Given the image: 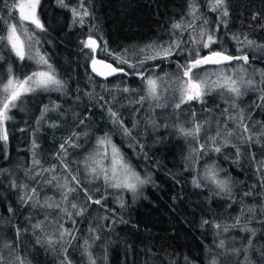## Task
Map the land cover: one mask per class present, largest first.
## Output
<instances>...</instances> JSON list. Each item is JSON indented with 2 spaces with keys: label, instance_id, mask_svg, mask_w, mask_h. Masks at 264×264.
I'll list each match as a JSON object with an SVG mask.
<instances>
[{
  "label": "trees",
  "instance_id": "trees-1",
  "mask_svg": "<svg viewBox=\"0 0 264 264\" xmlns=\"http://www.w3.org/2000/svg\"><path fill=\"white\" fill-rule=\"evenodd\" d=\"M17 2L12 0L11 11V0H0V35L5 34L9 23L16 22ZM212 3L214 0H39L43 30L31 29L37 33L32 42L64 87L60 91L37 89L28 93L22 100L28 101L24 113L14 111L12 122L4 127L7 140L0 139L3 264H21V260L23 264H264V99L256 96V103L250 105L255 107L250 108L254 113L248 120L255 121L251 133L241 130L238 135L244 151L241 160L236 161L233 155L228 159L210 156V161L225 169L224 176L232 184L229 195L200 178L206 153L220 146L232 149L222 142L225 133L220 132L219 146L211 143L210 132V142L202 131L198 138L183 135L180 129H193L194 119L182 117L189 124L183 121L177 128L176 115L161 118V110L147 106L151 103L147 80L141 78L156 79L163 69L177 70L174 66L160 70L157 65L163 61L159 59L139 63L146 54L141 49L171 44L177 36L180 45L174 47L172 58L185 65L192 57L189 48L184 50L189 43L184 42H190L197 32L200 40L201 31L216 39L207 48L199 43L202 56L217 50L233 56L247 55V67L264 66V0H225L228 15L219 11L213 13V19L209 11ZM74 9L80 15L74 16ZM85 9L87 16H83ZM194 16L199 20L193 24ZM187 23L193 27L182 31ZM174 24L182 27L174 29ZM89 39L96 41L99 59L123 70L115 78L101 80L92 74L90 61L95 52L85 47ZM117 55L124 56L128 63L117 64ZM35 57L20 60L4 41L0 42V69L10 67L12 58L9 75L14 80L48 70V65ZM261 86L264 91V84ZM123 88L129 91L123 92ZM141 96L148 97L142 104L137 102ZM254 99L251 97L250 102ZM198 108L188 109L192 112ZM201 115L196 116L197 122ZM117 118L119 122L114 123ZM124 128L131 134L125 135ZM105 137L148 182L138 184L133 192L112 186L102 190L104 187L97 183L83 181L79 191L96 187L95 197L100 203H90L93 199L88 200L85 192L76 193L74 199L86 207L82 215H77L67 194L73 219L65 220L64 227L74 229L72 223L76 221L77 228L71 238L49 246L48 240H39L34 227L45 221L44 208L36 207L44 194L40 190L36 193L37 189L50 180L51 173L61 171L65 155H70L68 163L74 160L78 168L80 163L89 162L91 158L85 157L96 151L98 141ZM85 170L80 173L87 178ZM50 187L46 193L56 196ZM47 215L49 224L56 215L52 210ZM250 236L252 242L243 243V238ZM224 238L236 240H228L224 248L237 251V255L222 253Z\"/></svg>",
  "mask_w": 264,
  "mask_h": 264
},
{
  "label": "rangeland",
  "instance_id": "rangeland-1",
  "mask_svg": "<svg viewBox=\"0 0 264 264\" xmlns=\"http://www.w3.org/2000/svg\"><path fill=\"white\" fill-rule=\"evenodd\" d=\"M21 2L22 0H18V2L15 3V5ZM23 2L28 3L29 0H23ZM38 5L35 8V16L39 19ZM10 9L12 11V0L10 3ZM16 11H17L16 12V22L14 24L17 26V34L19 35L20 40L24 44L25 56H30L31 58L32 56H36L35 58L39 59L40 56L42 55L40 54V52H38L35 49L34 43L32 42V40L37 35V33L36 31L31 30V29L35 28V30L37 31H41V29L37 28L36 25L33 24L30 20H21L19 8H16ZM25 11L28 12L29 9H25ZM209 11L211 13L212 19L214 18L213 13L219 12V11H211V10ZM195 20H199V18L197 16H194L193 24L195 23ZM9 25H12V23L8 24L7 30L4 35H7ZM181 27L182 25L180 24V28ZM192 27H193L192 25H189L187 23L181 30L187 31V29H191ZM24 30H27V35L25 34ZM198 36L199 35L197 32L196 35L192 36L190 42L188 40H185L184 42V45H187L189 43L188 47H185L184 50H187L189 48L190 57L195 56L196 50L199 48V43H197V41H199ZM177 38L178 37L175 36V39L173 40V43L171 44L155 45L154 47L159 46V47L166 48L169 45L176 43ZM4 43L6 47L10 49V51L12 52L11 45H9L6 40H4ZM181 46L183 47V45ZM144 50L146 54L149 53L148 48H144ZM94 52H95L94 58H98L96 46H95ZM200 56L203 57L202 54H200ZM157 59L163 61V63H159L160 65H157L160 70L162 69V67L167 68L169 66H174V68L175 69L177 68V70L163 69L164 70L163 73L155 75L156 79H153V80H155L157 83V95L159 96V99L155 100V99L149 98L148 100L151 103H148L147 106L151 110H161V118L172 119L176 115L175 120L177 122V128L179 124L182 123L183 121H186L187 126H188L189 122L186 119L188 118H190V120L194 119L195 124L202 125L200 132L202 131L204 133V137H207V138H204L207 142H210L208 140L209 132L211 134V137H216V143L214 144L215 146H219L217 142L218 140L220 141V136H216L217 130L219 129L221 133L223 132L225 133L223 135L225 137L222 140V142L227 140L228 141L227 144L230 145V147L232 146V149H226L227 146L225 148L220 146L221 150L219 152H216L213 150L209 153H206L205 156L203 157L205 158L206 163L202 165L200 178L201 180L209 181L213 183L208 178L209 170H211L212 172L216 174L217 179L228 181V188L230 189V193H231L232 184L228 180V178L224 176V173H223L225 171L224 167L219 166L215 161H210V156L212 155L214 157H217L218 155H222L224 158L228 159L229 156L233 155L232 158L235 159L236 161L239 162L241 160V157L244 155V151L242 150V144L240 143L241 138L238 135H240L241 130L245 133L250 134L251 133L250 131L254 126V122H255L254 120L248 121L251 117V114L254 113V111L250 112V108L251 109L255 108L254 106H250V105L251 104L254 105L256 103V96L261 99V96L264 95V91L261 86V84H264V66L257 64V67L255 66L247 67L246 65H244V61L242 60H236V62H234L235 65L232 64L233 61L235 60L231 62H225L220 65H217V64L201 65L199 68L193 69L192 72L199 73L200 79L205 82L203 85V89L207 94L203 95L200 100L188 101L186 103L181 104L180 107L177 108L175 107V105L177 102H179L180 95H181V87L183 85V82L188 79V77H183V68L180 67V66H183V64L181 63L178 64L177 59L174 60L172 58V55L168 56L167 58H157ZM8 64L10 65V67H5V68L3 67L0 69V81H2L3 83H7V80L10 78L12 79V75H9V72H10L9 69L11 68L12 70V58H10V62H8ZM240 67L244 69L243 72L240 71ZM202 68H206V69H202ZM223 69L228 70L227 72H224L223 75H231L233 79L237 81V86H239L241 89V93H242L241 96L236 97L233 94L226 92L223 88L218 86L219 83H223V79H222ZM40 71H44V70H40ZM6 75H8V77ZM241 77H243V79H241ZM249 79L253 81V84L251 86L247 85V81ZM146 90L148 91V84L146 85ZM251 92L253 93V95L251 94ZM28 93L30 92L22 94L20 98L17 101H15V103L17 104V107L11 108L10 111L8 112V116L10 118L5 120L3 122V125L0 126L1 134H3L5 131L4 127L9 122H12V116H13L14 111H19V112L24 113L25 102L28 103V101L24 99L22 103V100L26 95H28ZM251 97H253V99L255 97V99L252 102H250ZM2 99H3L2 86H0V100ZM189 104H191L192 106ZM197 105L199 106V108L196 110H193L192 112L188 109V108H191V109L195 108ZM201 113L202 115L200 117V120L197 122L196 116ZM241 116L243 117L242 121H240ZM182 117H185L186 119L184 120ZM229 117H234L235 119H230ZM238 123H241L242 125H247L248 131H244V128L242 126H238ZM258 125H261V123L258 122ZM262 127L263 125H261L260 129H262ZM236 129H239V130L237 131ZM229 133H231V135H229ZM233 140H236L234 144H232ZM111 144L114 145L112 142ZM190 145H191V142H190ZM201 145H204V144H201ZM115 148L118 149L116 146ZM237 149H239V154H237ZM118 150H119V155L123 157L122 151L120 149ZM69 156L70 155H65L62 158V159H65V162H63L60 166L61 171L60 172L56 171V173L55 172L51 173L50 180L44 182L41 185V188L37 189V192H36V193H39V190H40V193L44 194L42 199L40 198V202L36 205V207L44 208L43 211L45 213H43L42 218H45V221H44L45 223L39 222L35 224V225L37 224L40 225V227L37 228L38 230L37 235L40 238L39 240H41L42 242H44L45 239L49 240L50 238L57 242L60 241V233L65 230H67V232H70L71 235H65L63 239L71 238L73 232H75V228H77L76 227L77 222L74 221L72 223V227L74 229H66V227H64L65 220L73 219V213L70 210V205L68 203L66 195L67 194L69 195L72 205L73 204L77 205L76 208L72 207V210L77 212L84 205L82 204V202H78L79 201L78 199H74V196L76 195V193H84V192L90 193L93 199V201H89L90 203H94V201L96 200L95 195L98 193V189L94 186H89L87 188L85 187V189L82 192H80L79 191L80 188L78 186L81 183H83V181L88 180L90 182L97 183L98 187H104L102 188V190H106L112 185V183H115L114 180H109L106 182L105 172L103 171V169H107V175L109 177L112 176L113 153H112V148L110 146L106 148V155H105V146L99 145L96 151L91 152L88 156L85 157V158H91V160L89 162H86L85 164L80 163L79 164L80 168L73 165L74 160L68 163V160L70 159ZM122 162L126 164L132 172H134L133 171L134 169L126 162V160H124V158ZM83 168H86L88 171H90L88 175L87 170H85V174L87 178H85L82 175V173H80L82 172ZM92 168L96 169L95 173L91 171ZM115 168L118 174V179L123 180L126 174L124 170L120 167V163H117L115 165ZM73 177H75L76 179L74 180ZM129 182H134V180H129ZM49 185L51 186L49 188V191L51 190L52 193L56 196H49L46 193V189ZM70 189H75V191H70ZM119 189L127 190L126 187H120ZM107 190H110V189H107ZM83 208L86 209L85 206ZM49 210H52V214H55L56 216H54L55 219L51 223L48 224L49 218H48L47 213ZM228 240L236 241L235 239H225V241L221 244V248L223 250L222 253L226 251V249L224 248V245ZM249 242L250 243L252 242L251 236L250 238H246V237L243 238V243H246V245H248ZM226 252H229L228 254L231 257L238 254L237 251H226Z\"/></svg>",
  "mask_w": 264,
  "mask_h": 264
},
{
  "label": "snow or ice",
  "instance_id": "snow-or-ice-1",
  "mask_svg": "<svg viewBox=\"0 0 264 264\" xmlns=\"http://www.w3.org/2000/svg\"><path fill=\"white\" fill-rule=\"evenodd\" d=\"M39 4V0H29L28 3H24L23 0L21 3L14 5V7L19 8L20 10V19L21 20H30L33 24L36 25L37 28H40L43 30V26L40 24L39 19L35 16V8ZM25 9H29L28 12L25 11ZM210 10L211 11H222L223 16L228 15L227 7L225 6V0H214V3L210 4ZM192 15H195V12L191 13ZM73 15L78 16L80 13H78L75 9L73 10ZM88 12L85 9L83 12V16H87ZM207 23V21H204ZM80 23H83V19L80 20ZM226 24V22H224ZM174 29L180 28V24H174ZM25 34L27 35V30H24ZM201 39L197 41V43H201L203 47L207 48L211 44L216 43V39L214 35L207 34L204 31H201ZM205 35L207 36V40L204 41ZM6 40L9 45H11V49L13 52H15L16 56L19 57L20 60L25 59V51H24V44L20 40L19 35L17 34V26L15 24L9 25L7 35H0V42ZM251 43V41H249ZM96 41L89 39L88 42L85 43V47L92 48L93 51H95ZM173 47H179V43H174L172 45H169L168 47H154L152 45L147 46L149 53L145 54L144 59H141L139 63L143 64L146 59H157V58H167L168 56L172 55V49ZM141 52H145L144 49H141ZM117 64L122 63H128V60L121 55H117L114 57ZM233 60H243L245 64L248 63V57L247 55H241V56H233L229 54H225V52L213 50L210 52V54L205 55L203 57L199 54V49L196 50L195 56L192 57V59L185 65L180 66L183 68V77H188L186 81L183 82V85L181 87V95L179 102L176 103L175 107L179 108L181 104L186 103L188 101L192 100H200L201 97L205 94H207L204 89V81L200 79L199 73H193L192 70L195 68H199L201 65L204 64H223L225 62H231ZM39 63L48 65L47 71H37L33 72L31 75L27 76L24 80L17 79H8L7 83H3L0 81V86H2V95L3 99L0 100V126L3 125V122L10 117L8 116V112L11 108L17 107V104L15 101H17L20 96L27 92H34L37 89H43V90H56L60 91L64 87L63 81L57 78L54 69H52V66L48 64L47 60L40 56V59L38 61ZM101 61L93 60V64H101ZM103 67L107 70L106 72H97L98 75H112L116 73L117 71H123L122 69H118L116 67H113L111 64H103ZM129 67H134V65L129 64ZM11 71V69H9ZM93 71H97V69L94 67ZM227 69L222 70V79L223 83H219L218 86L223 88L226 92L233 94L236 97H239L242 95L241 89L239 86H237V81L233 79L231 75H223L224 72H227ZM240 71L243 72L244 69L240 67ZM142 80L146 79L148 84V97L151 99L158 100L159 96L157 95V83L152 78H145L141 77ZM182 79V78H181ZM243 79V77H241ZM253 84V81L249 79L247 81V85L251 86ZM54 86V87H53ZM123 92H128V88H123ZM223 94V93H221ZM141 96L140 99L137 101L138 103H143V101L148 98ZM261 99H264V96H261ZM235 106V105H233ZM58 107V106H57ZM110 111V115L112 117H116V113ZM227 111V110H225ZM45 113L41 114V119H43ZM230 119H235L234 117H229ZM243 120V117H240V121ZM114 123L119 122L118 118L114 119ZM55 126V125H53ZM238 126H242L244 128V131H248L247 125H242L241 123H238ZM121 127L123 125L121 124ZM202 128V125L195 124L193 129L185 131L183 128L180 129L181 133L185 136H191L193 138H198L199 132ZM125 135H130V131L127 128H124ZM75 135V134H73ZM220 135V130H217L216 136ZM231 135V133H229ZM0 139L7 140V133L6 131L2 136H0ZM213 144L216 143V137H210L209 138ZM247 139L251 140V136H249ZM228 143L227 140H225V145ZM99 145L105 146V155H106V148L110 146L112 148L113 153V168H112V176L109 177L107 175V169H103L105 172V180L106 182L109 180H114L115 183H112V187H126L129 190L135 192L137 184L143 185L148 182L147 179H141L139 175L135 172H132L130 168L124 164L123 157L119 155V150L115 148L114 145L111 144V141L105 137L98 141ZM35 147V144H34ZM201 150L204 148V145L200 146ZM61 149L64 150V145H61ZM214 151L219 152L221 149L220 147L213 148ZM194 151H196L194 149ZM237 154H239V149H237ZM34 163L39 164V161H34ZM117 163H120V167L124 170L125 176L123 180L118 179V174L115 168V165ZM91 171L95 173L96 169L92 168ZM208 178L216 185V187L221 192H227L230 195V189L228 188V181L227 180H220L217 179V176L214 172L209 170ZM75 180L76 178L73 177ZM129 180H134V182H129ZM196 187H200V184L197 181H193ZM15 186V185H14ZM33 191H35L33 189ZM70 191H75V189H70ZM87 199L92 200V196L88 193H86ZM245 195H248V193H245ZM95 203H100V200L97 199L94 201ZM73 208H76L77 205L73 204ZM85 209L82 207L79 211H77V215H81ZM71 215V214H69ZM207 223V221H205ZM35 228H39L40 225H34ZM218 227V226H217ZM246 231H251L247 228H245ZM254 234V233H253ZM17 235H19V229L17 230ZM65 235H71L70 232H67V230L60 233V240L62 241ZM74 239V237H73ZM57 243V241L52 240L51 238L48 240V245L51 246L53 244ZM87 243V242H86ZM66 251V249H65ZM17 259H20L17 257ZM67 259V257H65ZM89 260H91V257L89 256ZM0 264H3V256L0 254ZM21 264H23V260H21ZM94 264V261L92 262Z\"/></svg>",
  "mask_w": 264,
  "mask_h": 264
},
{
  "label": "water",
  "instance_id": "water-1",
  "mask_svg": "<svg viewBox=\"0 0 264 264\" xmlns=\"http://www.w3.org/2000/svg\"><path fill=\"white\" fill-rule=\"evenodd\" d=\"M98 60V61H101L102 63L101 64H96L94 65L93 64V60ZM91 62H90V70L92 72V74L96 77V78H99L101 80H110V79H113L117 76V74L119 73V71H117L116 73L112 74V75H108V76H105V75H98L97 72H106L107 70L103 67V64H111L113 67H116L117 66L111 62H108V61H105L103 59H98V58H94ZM96 68L97 71H93V68Z\"/></svg>",
  "mask_w": 264,
  "mask_h": 264
}]
</instances>
